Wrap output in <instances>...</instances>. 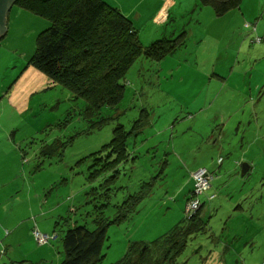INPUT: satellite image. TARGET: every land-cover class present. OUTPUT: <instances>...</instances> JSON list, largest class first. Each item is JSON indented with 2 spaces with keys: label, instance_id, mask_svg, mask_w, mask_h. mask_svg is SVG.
Here are the masks:
<instances>
[{
  "label": "rangeland",
  "instance_id": "obj_1",
  "mask_svg": "<svg viewBox=\"0 0 264 264\" xmlns=\"http://www.w3.org/2000/svg\"><path fill=\"white\" fill-rule=\"evenodd\" d=\"M245 1L225 16L201 0L181 3L188 13L145 46L182 32L187 45L161 61L139 57L119 106L94 126L85 101L32 64L51 23L12 7L0 39V264H61L67 230L98 220L108 224L101 264H122L154 250L191 196L205 228L177 264H264V43L252 42L264 20H246L254 13ZM120 124L133 132L130 158L113 172L107 145ZM201 167L214 177L198 194Z\"/></svg>",
  "mask_w": 264,
  "mask_h": 264
},
{
  "label": "trees",
  "instance_id": "obj_2",
  "mask_svg": "<svg viewBox=\"0 0 264 264\" xmlns=\"http://www.w3.org/2000/svg\"><path fill=\"white\" fill-rule=\"evenodd\" d=\"M181 1L187 4L185 2L189 0ZM201 2L213 6L216 15L225 16L240 8L243 0ZM17 3L23 10L27 9L51 23L38 36L32 64L51 76L56 83L62 84L70 91L72 98L85 101L83 115L92 122V126L106 122L100 115L102 110L119 106L125 94V79L139 57L161 61L187 45V33L182 32L178 37L166 36L145 46V41L163 35L161 30L165 23L156 34L153 32L142 38L132 19L104 0H19ZM252 27L256 31L257 26ZM257 37L259 35L252 42H256ZM132 134L122 124L115 129L114 138L107 145L116 158L109 164L118 161L112 168L113 172L130 158L128 143ZM203 168L207 169H199ZM191 199H196V196H191ZM202 207L203 204L194 213L188 212L166 238H161L154 250L150 245L145 246L140 249V254L133 253L122 264H147L148 260L153 264L160 255V264H177L176 258L185 252L190 237L205 228V223L197 220ZM107 238L108 224L103 220H98L93 230L85 225L69 228L63 238L65 258L61 264H101L105 258ZM175 238L177 241L172 245Z\"/></svg>",
  "mask_w": 264,
  "mask_h": 264
},
{
  "label": "crops",
  "instance_id": "obj_3",
  "mask_svg": "<svg viewBox=\"0 0 264 264\" xmlns=\"http://www.w3.org/2000/svg\"><path fill=\"white\" fill-rule=\"evenodd\" d=\"M112 6H117L123 13L132 19L135 26L141 31L142 38L157 30L168 19H177L179 14H186L192 5H180L181 0H104ZM191 1V0H189ZM248 5H252V17H246V20L253 21L257 19L261 23L264 20V2L263 0H250ZM182 2V1H181ZM245 0L243 5L245 4ZM197 7L199 5H196ZM241 10H244L243 8ZM259 15V16H258ZM246 16V12L244 13ZM161 19V20H160ZM247 27H252L251 23H246ZM253 29V27H252ZM176 33V32H175ZM264 52V49H262Z\"/></svg>",
  "mask_w": 264,
  "mask_h": 264
},
{
  "label": "built area",
  "instance_id": "obj_4",
  "mask_svg": "<svg viewBox=\"0 0 264 264\" xmlns=\"http://www.w3.org/2000/svg\"><path fill=\"white\" fill-rule=\"evenodd\" d=\"M264 41V37H257L256 42H262ZM196 181L198 183H202V186L198 189V194H201L205 192V190H208V188L211 187V181L213 179L212 174L207 170V169H199L197 173V177H195ZM192 201L190 202L189 205V212L194 213L197 209L200 207V201L198 199H191ZM35 237L38 240L39 243L44 244L48 242L49 236L48 235H42L40 232L35 233Z\"/></svg>",
  "mask_w": 264,
  "mask_h": 264
},
{
  "label": "water",
  "instance_id": "obj_5",
  "mask_svg": "<svg viewBox=\"0 0 264 264\" xmlns=\"http://www.w3.org/2000/svg\"><path fill=\"white\" fill-rule=\"evenodd\" d=\"M18 1L19 0H0V39L4 36L3 34L6 30L7 15ZM250 170L251 165L248 163H243L242 176H246Z\"/></svg>",
  "mask_w": 264,
  "mask_h": 264
},
{
  "label": "bare ground",
  "instance_id": "obj_6",
  "mask_svg": "<svg viewBox=\"0 0 264 264\" xmlns=\"http://www.w3.org/2000/svg\"><path fill=\"white\" fill-rule=\"evenodd\" d=\"M202 194V193H201Z\"/></svg>",
  "mask_w": 264,
  "mask_h": 264
}]
</instances>
